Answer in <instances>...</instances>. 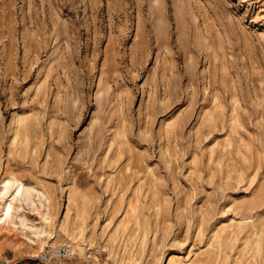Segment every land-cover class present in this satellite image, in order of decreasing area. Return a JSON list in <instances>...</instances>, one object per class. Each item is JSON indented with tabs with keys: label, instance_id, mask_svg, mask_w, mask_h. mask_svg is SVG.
<instances>
[{
	"label": "rangeland",
	"instance_id": "374dc122",
	"mask_svg": "<svg viewBox=\"0 0 264 264\" xmlns=\"http://www.w3.org/2000/svg\"><path fill=\"white\" fill-rule=\"evenodd\" d=\"M2 178L11 264H264V0H0Z\"/></svg>",
	"mask_w": 264,
	"mask_h": 264
},
{
	"label": "bare ground",
	"instance_id": "6f19581e",
	"mask_svg": "<svg viewBox=\"0 0 264 264\" xmlns=\"http://www.w3.org/2000/svg\"><path fill=\"white\" fill-rule=\"evenodd\" d=\"M10 194V198L4 208L3 216H1L2 223H5L7 219H10L11 212H17L23 209H27L31 212L38 213L40 208L38 201L40 202L43 197L42 193L34 187H27L22 184L16 178H2L0 180V199L3 200ZM43 212V211H42ZM15 214V213H14ZM20 227H26V219L16 217ZM47 221V217L44 218ZM30 229V228H29ZM30 234L37 238H48L49 240L54 238L44 228H40L39 231L33 232L30 229ZM233 241V240H232ZM164 254L158 261V264H162Z\"/></svg>",
	"mask_w": 264,
	"mask_h": 264
},
{
	"label": "built area",
	"instance_id": "2783aa9c",
	"mask_svg": "<svg viewBox=\"0 0 264 264\" xmlns=\"http://www.w3.org/2000/svg\"><path fill=\"white\" fill-rule=\"evenodd\" d=\"M41 264H67L75 258L71 247L67 244H59L53 247H47L35 257ZM80 264H99L98 261L90 255L80 259ZM0 264H11L10 261L0 254Z\"/></svg>",
	"mask_w": 264,
	"mask_h": 264
},
{
	"label": "crops",
	"instance_id": "0c3cea01",
	"mask_svg": "<svg viewBox=\"0 0 264 264\" xmlns=\"http://www.w3.org/2000/svg\"><path fill=\"white\" fill-rule=\"evenodd\" d=\"M67 264H71V262H68Z\"/></svg>",
	"mask_w": 264,
	"mask_h": 264
}]
</instances>
